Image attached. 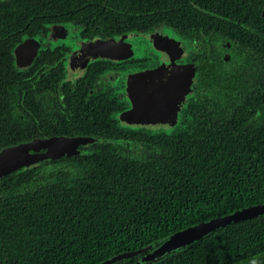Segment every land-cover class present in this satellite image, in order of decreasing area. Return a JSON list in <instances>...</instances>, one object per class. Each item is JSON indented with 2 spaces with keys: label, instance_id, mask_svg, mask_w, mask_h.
I'll return each instance as SVG.
<instances>
[{
  "label": "trees",
  "instance_id": "1",
  "mask_svg": "<svg viewBox=\"0 0 264 264\" xmlns=\"http://www.w3.org/2000/svg\"><path fill=\"white\" fill-rule=\"evenodd\" d=\"M212 1L199 5L193 0H62L59 12L74 9L81 15L80 7L86 5V13H131L132 18L140 6L158 18L197 20L203 15L199 7L208 9ZM224 1L217 3L215 16L209 13L202 21L226 35L230 17L239 20L242 13H227ZM243 1L247 2L239 0ZM128 2L131 6L123 5ZM247 23L234 20L232 27L235 33L258 31L252 45L264 62V18ZM252 95L206 105L205 120L192 133L143 135L153 147L144 159L101 143L98 153L83 157L94 168L86 169L76 186L61 180L62 171L50 174L59 179L36 187L30 184L37 170L2 178L0 264H97L120 252L163 242L192 224L264 202V122L257 127L252 123L264 103V86ZM40 122L39 134L72 125L68 119L52 127L44 119ZM23 185L30 189L18 192ZM155 264H264V215L222 227Z\"/></svg>",
  "mask_w": 264,
  "mask_h": 264
},
{
  "label": "flooded vegetation",
  "instance_id": "2",
  "mask_svg": "<svg viewBox=\"0 0 264 264\" xmlns=\"http://www.w3.org/2000/svg\"><path fill=\"white\" fill-rule=\"evenodd\" d=\"M193 1L205 5L204 0ZM219 1L210 2L208 9L198 5L203 13L201 19L190 16L178 21L158 18L148 7L140 6L132 18L131 13H86L89 10L86 5L80 7L85 12L82 16L83 12L75 14L74 9L59 12L62 0H0V149L35 139L77 136L94 139L79 145L80 153L44 159L34 167H19L11 173L37 170V179L30 184L36 187L47 180L59 179L50 174L62 171L61 180L68 186H76L84 171L94 168L83 157L98 153L101 143L111 144L123 155L144 159L153 147L143 135L192 133L204 122L206 105L227 104V100H233L231 96L253 97L259 89L263 90L264 80H260L264 72L263 55L252 45L258 31L253 29L252 34L244 25L242 33H235L232 21L243 25L248 20L250 25L251 18H264V0H225L227 13L229 10L242 13L239 20L230 17L226 35L219 27L204 25L202 21L209 19L210 14L216 15ZM123 5L131 6L130 2ZM120 37L122 49H117L115 57L91 60L82 70V61L76 53L83 43ZM258 39L263 41L262 37ZM155 40L166 49L158 48ZM174 66L193 67L194 73L176 116L174 108L166 109L167 105L157 97L165 95L144 86L143 82L149 79L138 75ZM136 76L137 85L132 84ZM143 99L141 110L138 104ZM137 107L138 111L134 110ZM256 114L252 123L257 127L264 122V103ZM135 118L141 122L154 118L155 124L138 125ZM43 119L49 127L66 119L72 125L64 131L39 134ZM170 129L173 130L166 131ZM28 189L29 185L16 188L18 192Z\"/></svg>",
  "mask_w": 264,
  "mask_h": 264
},
{
  "label": "water",
  "instance_id": "3",
  "mask_svg": "<svg viewBox=\"0 0 264 264\" xmlns=\"http://www.w3.org/2000/svg\"><path fill=\"white\" fill-rule=\"evenodd\" d=\"M122 41L123 38L120 37V40L116 38L109 40L97 39L89 43H83V47L76 53L82 61V70L91 60L97 58L112 59L115 57L116 54L114 53L118 51L117 49H122ZM155 44L159 45L160 43L155 40ZM158 48L161 50L166 49L160 45ZM188 69H190L189 73ZM138 75L139 77H147L149 79L143 82L144 86L148 85L153 92L156 91L165 95L163 98L162 96L157 97L159 101L162 100L163 104L167 105L166 109L169 108L168 106L174 108L173 115L176 116V110L181 104L179 102L185 99L184 94H187L190 90L194 73L193 67L186 68L174 66L173 69L159 67L153 71L140 72ZM137 77L138 76H136L132 84H139V81H136ZM152 80L157 82H150ZM144 102L145 100L143 99L140 100L138 104L141 110H143L142 104H144ZM134 110L138 111V107ZM135 119L138 125L143 126L145 123L144 126L149 127L151 124H155V122H153L154 118H152L153 121L149 120L148 122H141L138 118ZM172 119H174V117H172L171 120ZM91 141H94V139L86 136L54 137L35 139L3 147L0 149V179L19 167L25 166L30 168L36 166L44 159L49 160L55 157L80 153L81 149H78L79 145ZM42 149L46 150L43 153H37V151ZM262 215H264V202L242 207L227 214L182 228L171 233L163 242L155 241L137 250L118 253L97 264H117L138 255H141V257L131 264H155L172 253L193 245L195 242L202 240L205 236L222 227Z\"/></svg>",
  "mask_w": 264,
  "mask_h": 264
},
{
  "label": "rangeland",
  "instance_id": "4",
  "mask_svg": "<svg viewBox=\"0 0 264 264\" xmlns=\"http://www.w3.org/2000/svg\"><path fill=\"white\" fill-rule=\"evenodd\" d=\"M139 39H142L143 41H144V39L143 38H139ZM146 42V41H145ZM140 55L142 54L141 52H138ZM171 130H173V129H170V130H166L167 132H170Z\"/></svg>",
  "mask_w": 264,
  "mask_h": 264
}]
</instances>
